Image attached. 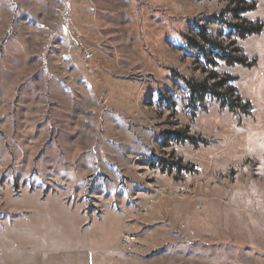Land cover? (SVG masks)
I'll return each mask as SVG.
<instances>
[{
  "label": "rangeland",
  "instance_id": "374dc122",
  "mask_svg": "<svg viewBox=\"0 0 264 264\" xmlns=\"http://www.w3.org/2000/svg\"><path fill=\"white\" fill-rule=\"evenodd\" d=\"M195 23L252 65L207 64ZM226 77L233 110L182 80ZM0 186V264H34L4 247L51 200L134 235L116 264H264V0H0Z\"/></svg>",
  "mask_w": 264,
  "mask_h": 264
},
{
  "label": "crops",
  "instance_id": "0c3cea01",
  "mask_svg": "<svg viewBox=\"0 0 264 264\" xmlns=\"http://www.w3.org/2000/svg\"><path fill=\"white\" fill-rule=\"evenodd\" d=\"M31 211L28 220L16 221L10 227L13 238L4 251L12 259L23 256L34 264H116L120 261L122 255L117 249L116 235L103 238L98 228L81 229L70 206L63 207L57 200H51ZM25 229L34 231V236Z\"/></svg>",
  "mask_w": 264,
  "mask_h": 264
},
{
  "label": "trees",
  "instance_id": "16d2710c",
  "mask_svg": "<svg viewBox=\"0 0 264 264\" xmlns=\"http://www.w3.org/2000/svg\"><path fill=\"white\" fill-rule=\"evenodd\" d=\"M254 8L253 5L247 6L246 8H241L240 10L235 11V17H237L238 13L245 12L247 10H252ZM215 19L218 23L227 25L226 20L223 19L222 16H216ZM243 22V21H242ZM236 23L232 26L233 33L237 34L240 38H245L247 36L258 34L262 31L263 24H255L251 25L248 22ZM195 35L193 36H185L184 41L186 45L190 48L197 50L205 57V62L209 65H217V60L224 61L228 65H242L245 67H249L252 65V62H248L245 58L238 55L239 49L235 46L234 42H230L227 46L220 41L214 39L208 32L207 27L201 23L194 24ZM231 47V48H230ZM231 51H228V49ZM213 79H218L216 74H212ZM232 77H226L223 80H219L214 84H208L207 81L204 82H195L187 79L182 80L188 87L189 95L191 98H203L205 96L212 97L219 101L222 106L228 107V109L233 110L238 106L235 102L229 101L223 90H227L229 92H233L234 88L231 86H227L226 83L229 80H232ZM235 100L238 101L237 98ZM179 137V136H177ZM177 138H175L176 140ZM166 165L164 168H167ZM176 168L175 165L170 167V170ZM178 169V168H177Z\"/></svg>",
  "mask_w": 264,
  "mask_h": 264
},
{
  "label": "built area",
  "instance_id": "2783aa9c",
  "mask_svg": "<svg viewBox=\"0 0 264 264\" xmlns=\"http://www.w3.org/2000/svg\"><path fill=\"white\" fill-rule=\"evenodd\" d=\"M77 40H79L77 38ZM79 45L82 46V43L79 42ZM84 50V49H83ZM85 58H90L91 54L85 50L84 52ZM2 194V187L0 186V196ZM135 236L130 234H121L120 240L118 241V247H121L125 250H132L135 243Z\"/></svg>",
  "mask_w": 264,
  "mask_h": 264
}]
</instances>
